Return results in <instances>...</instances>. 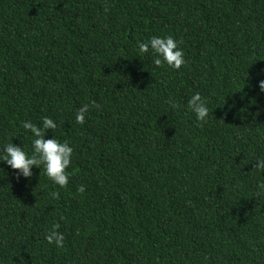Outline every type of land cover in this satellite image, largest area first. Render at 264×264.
<instances>
[{"label": "trees", "instance_id": "obj_1", "mask_svg": "<svg viewBox=\"0 0 264 264\" xmlns=\"http://www.w3.org/2000/svg\"><path fill=\"white\" fill-rule=\"evenodd\" d=\"M168 35L179 70L138 50ZM260 79L264 0H0V153L73 148L63 188L0 162V264H264Z\"/></svg>", "mask_w": 264, "mask_h": 264}, {"label": "clouds", "instance_id": "obj_2", "mask_svg": "<svg viewBox=\"0 0 264 264\" xmlns=\"http://www.w3.org/2000/svg\"><path fill=\"white\" fill-rule=\"evenodd\" d=\"M140 53H149L155 57L154 65L161 64L179 70L186 63L183 50L179 47V42L173 36H152L147 42L138 44ZM258 88L264 92V79L258 81ZM173 107L176 105L173 104ZM189 108L195 113L198 122L206 121L209 110L205 101L199 93L194 94L188 101ZM88 111V105L82 106L76 114V122L83 124L85 122V113ZM25 132L31 133L32 154L29 156L24 149L12 144L11 142L3 145V153H0V162L8 165L12 170H18V176L30 177L32 166H43L46 176L56 185L63 188L68 184V174L65 171L72 162L73 148L69 146L68 141L60 142L56 138L45 139L46 129H56L57 123L49 118L43 117L39 126L31 121L22 123ZM257 170L264 172V158H257L254 164ZM78 192H84V186L81 185ZM56 195L55 193L53 194ZM59 225H54L45 237L49 244L56 247H63L64 235L57 231Z\"/></svg>", "mask_w": 264, "mask_h": 264}]
</instances>
